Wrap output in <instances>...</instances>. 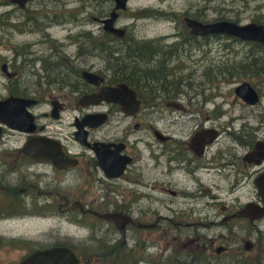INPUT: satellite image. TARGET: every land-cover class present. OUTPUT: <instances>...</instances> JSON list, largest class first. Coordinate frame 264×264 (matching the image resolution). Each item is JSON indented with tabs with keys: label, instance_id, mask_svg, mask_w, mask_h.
Instances as JSON below:
<instances>
[{
	"label": "flooded vegetation",
	"instance_id": "af4514ba",
	"mask_svg": "<svg viewBox=\"0 0 264 264\" xmlns=\"http://www.w3.org/2000/svg\"><path fill=\"white\" fill-rule=\"evenodd\" d=\"M112 1L109 12L93 17L98 27L76 25L81 29L61 43L75 45V56L63 55L49 40L46 21H54L45 17L40 46L50 53L38 56L23 44L25 50L0 67L7 87L14 86L0 101H35L27 108L32 124L24 120L34 132L0 124V227L45 228L39 239L0 231V264H19L54 247L73 249L83 264H247L242 253L235 260L230 253L235 241L256 253L255 242L264 238V184L258 182L264 175V114L255 116L261 121L254 126L249 111L261 105L264 113V90L251 85L259 102L249 105L236 95L243 83L226 93L223 85L249 74L264 86V44L191 34L187 18L218 21H204L194 8L171 34L153 37L131 24L115 36L102 22ZM34 2L21 8L0 0V26L19 34L40 28L29 30L25 14ZM232 40L257 48L247 61L234 63ZM255 63L258 69L251 70ZM84 72L106 87L126 85V97H117L123 104L84 105L81 99L96 92ZM227 93L235 97L230 103ZM57 157L69 162L57 167ZM73 229L82 235L75 237Z\"/></svg>",
	"mask_w": 264,
	"mask_h": 264
},
{
	"label": "rangeland",
	"instance_id": "374dc122",
	"mask_svg": "<svg viewBox=\"0 0 264 264\" xmlns=\"http://www.w3.org/2000/svg\"><path fill=\"white\" fill-rule=\"evenodd\" d=\"M113 6L112 0H37V2L30 3L25 10L26 18L31 21L29 30H32V26H40V28L33 29L23 34L17 33L14 27H8L3 29L0 26V67L2 63L12 60L15 53L23 52V44H31L30 51L36 52L38 56L39 53H50L48 46H40V41L43 40V28L45 26H50L49 32V45H55L57 50H62L68 56H75L77 47L61 45L63 42L66 44L68 42L69 33L75 34L80 27L76 25L82 24L85 28H96L98 23L93 21V17L101 18L106 12H109V8ZM194 8L200 12V18L204 21L211 22L213 20L226 19L231 21H239L240 24L248 23H261L264 21V11H261V0H129L128 9L122 12L121 18L115 22L116 26L122 27L124 25L137 24L138 29H143L149 31L150 36L167 35L173 32V25L175 23L182 22V14L190 11ZM5 8L0 6V14L4 12ZM150 16L148 18L147 16ZM45 17H52L51 20L54 21L53 24H49L48 20L45 23ZM79 20V21H78ZM87 21V22H86ZM33 22H36L33 24ZM7 23V22H5ZM86 24V25H85ZM0 25L1 22H0ZM149 27V28H148ZM12 31V32H11ZM11 32V33H10ZM48 39V38H47ZM36 41V45L35 42ZM233 42V40H232ZM232 50L234 52V63L240 62L250 58L251 52L254 51L257 46L235 43L232 44ZM219 46V45H218ZM40 47V48H38ZM212 56L215 57V50L213 49ZM16 57V66L21 64L22 59L19 54ZM63 55H65L63 53ZM28 56V55H26ZM41 56H47L43 54ZM256 56V55H254ZM258 56V54H257ZM218 58V56H216ZM39 68V66H37ZM36 67V68H37ZM15 70V69H14ZM25 70H28L26 67ZM35 80L34 76L31 77ZM25 78H21L23 81ZM18 79L17 81H19ZM24 80L26 85L32 84V81ZM8 80L3 75L0 69V99L4 98L7 94L6 89L14 88L13 84L7 87ZM220 85L221 81L219 80ZM250 83L255 86L258 90H264L262 81L258 77L245 75L241 78H234L232 85L224 86L223 92L226 93L227 90L235 88L237 84L240 83ZM225 99L230 103L234 100V95L227 93L224 95ZM48 98V97H46ZM222 101L221 99L218 100ZM236 104V103H235ZM264 105V100L262 101ZM44 107L42 111L46 110ZM261 105H257L252 109H249L251 114V125H259L261 119L255 116H261L264 113L262 111ZM64 131V127H62ZM3 230V231H2ZM45 228L42 224H30L27 226L18 224L17 226H5L0 227L1 232H6L13 237L19 235L24 238L39 239V234L44 231ZM73 234L75 237L82 235V232L77 233L76 229H73ZM257 247L256 253H247L243 250V245L239 241H235L233 244V251L230 255L239 257L238 253H242L247 264H264V256L261 254L262 249H264V238L259 239L255 242ZM258 257H262L261 260ZM238 259V258H237Z\"/></svg>",
	"mask_w": 264,
	"mask_h": 264
},
{
	"label": "water",
	"instance_id": "95a60500",
	"mask_svg": "<svg viewBox=\"0 0 264 264\" xmlns=\"http://www.w3.org/2000/svg\"><path fill=\"white\" fill-rule=\"evenodd\" d=\"M11 4H15L20 6L21 8H25V6L34 0H7ZM129 0H114L115 5L114 9L110 13V16L103 20L104 30L114 34L115 36H122L124 31L122 29H116L114 24L118 19L119 12L127 9V4ZM185 23L187 27L191 30V34L196 36H205V35H227L233 38H237L242 41H250V42H259L264 44V26L256 23H248V24H238L233 21H222L217 23H209L203 24L201 22L185 19ZM5 71V66L2 69ZM84 80L96 87V92L92 95L85 96L81 99V102L84 105L89 104H99L101 101H107L109 103L119 102L123 104L122 101L118 100L117 97L125 98V94L121 91L129 90V88L124 85H118L117 87H106L103 85V80L98 76L84 72L83 73ZM121 92V93H120ZM133 96L135 94L132 92ZM236 95L242 98L244 102L249 105H255L259 102V95L257 91L249 84L243 83L236 89ZM35 101L21 98V97H9L5 100L0 101V124H4L8 127L24 130L27 132H34V128H25V124H32L33 118L31 114L27 111V108L34 105ZM16 115L17 119L12 116ZM20 116V117H18ZM27 120V121H26ZM34 127V126H33ZM1 134V127H0ZM198 139V138H197ZM261 146L263 144H258L256 149L258 151L261 150ZM26 152L32 156H38L40 151H32L26 150ZM52 161L56 164L57 167H62V163H67V160L64 157H57L52 159ZM264 184V175L258 180ZM257 182V183H258ZM260 182V184H262ZM260 196L264 202V190L259 192ZM251 209V206H249ZM262 216H264V210L262 211ZM104 217V216H99ZM19 264H83L82 260L77 256L75 251L66 247H54L51 249L37 251L34 254L30 255L26 259H24Z\"/></svg>",
	"mask_w": 264,
	"mask_h": 264
},
{
	"label": "trees",
	"instance_id": "16d2710c",
	"mask_svg": "<svg viewBox=\"0 0 264 264\" xmlns=\"http://www.w3.org/2000/svg\"><path fill=\"white\" fill-rule=\"evenodd\" d=\"M90 40H91V41H96L94 38H90ZM257 66H258V64H257V63H255V64H252V66H251V67H252V68H251V70H257V69H258V67H257Z\"/></svg>",
	"mask_w": 264,
	"mask_h": 264
},
{
	"label": "bare ground",
	"instance_id": "6f19581e",
	"mask_svg": "<svg viewBox=\"0 0 264 264\" xmlns=\"http://www.w3.org/2000/svg\"><path fill=\"white\" fill-rule=\"evenodd\" d=\"M222 21H228V22H231V20H218V21H213V23L222 22ZM114 27H115L116 29H122L121 27L116 26V24H114Z\"/></svg>",
	"mask_w": 264,
	"mask_h": 264
}]
</instances>
